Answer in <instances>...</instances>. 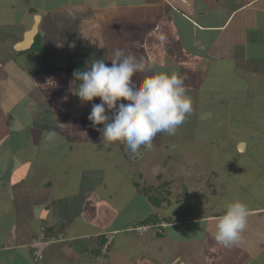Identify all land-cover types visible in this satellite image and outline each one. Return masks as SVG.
<instances>
[{"label":"crops","instance_id":"crops-1","mask_svg":"<svg viewBox=\"0 0 264 264\" xmlns=\"http://www.w3.org/2000/svg\"><path fill=\"white\" fill-rule=\"evenodd\" d=\"M5 13L13 17L1 23L14 28L8 55L32 51L14 47L36 17L34 42L39 36L48 50L52 46L44 44L40 33L44 23L50 22L52 37L61 40L67 31L87 26L82 42L73 34L62 44L77 58L64 56L86 67L100 59L110 64L114 50L122 49L144 63L133 78L137 85L157 73L182 74L193 111L180 131L157 134L153 147L143 146L137 157L126 143H109L89 133L74 137L66 132L48 141L40 132L38 143L28 145L25 126L7 121L0 131V140L12 139L0 155V264H264V166L258 156L251 157L263 158L264 150L246 154L254 144L264 145V131L258 127L263 124L251 118V103L264 98V0H0V15ZM93 39L99 48L81 51ZM52 74L62 85L73 79L58 69ZM68 95L74 107H83L69 113L72 123L85 125L92 103L101 101L84 103L72 92ZM232 125L244 130L232 140L234 176L214 166L176 170L153 186L160 203L151 212L149 196L141 195L144 186L130 183L133 169L126 171L125 187L120 184L125 162L137 164L149 150L154 154L168 145L217 143ZM57 154L63 160L57 161ZM244 156L248 158L241 160ZM159 178L153 176L154 183ZM181 180L178 192L172 186ZM236 200L250 209L247 228L240 243L224 247L215 239L217 218ZM184 204L190 205L189 213L185 209L183 214ZM175 205L176 213L169 211ZM146 225L152 227L141 234L134 230ZM41 231L56 241L44 247L43 259L36 263L30 253Z\"/></svg>","mask_w":264,"mask_h":264},{"label":"rangeland","instance_id":"rangeland-1","mask_svg":"<svg viewBox=\"0 0 264 264\" xmlns=\"http://www.w3.org/2000/svg\"><path fill=\"white\" fill-rule=\"evenodd\" d=\"M10 16L13 17V15L5 13V15L4 14L0 15V19L5 18L7 21L9 20ZM1 22L2 21H0V131L1 129H4L5 125L7 124V121L10 122V124L11 122L16 123L18 126L23 125L25 126L24 135L28 142V145H34L38 143L41 137L40 132H42V134L45 135L46 131L48 130H55L58 134L61 135H63L66 132L67 134H71V132H73L72 136L74 137L78 134H82V132L89 133L88 135L91 137H96L101 135V133L97 131L96 128L93 127L92 123L89 120L85 122V125L81 124L83 123V121L77 124L72 123L70 114L73 108H76L78 105L74 107L72 105L71 100H69L68 94L71 92L70 85L59 84L56 76L52 74V72L55 71L56 69H58V72H62L66 74V72L64 71L66 66L71 61L78 62L75 61L74 59H70L69 57L64 56V54L70 56L72 55L71 57L74 58L77 55L70 53L67 50L66 46L62 44H64L63 42L64 41L66 42L68 38H71V35L73 34H75V38H78L77 42H82L84 40L83 37H85V33L87 32V26H80L79 29L67 31L66 34L64 33L65 37L67 38L61 40L62 37H58L59 39L52 37L51 34H53L54 31L50 28L52 24L50 22L44 23L42 25V30L40 33L43 37L42 39L44 44L46 46H52L49 49L50 56L48 57L47 62H49L50 65L53 66L54 70H49L46 71L45 73H39L37 72V70L41 69L42 61L38 57L37 52L32 50L29 53H26L20 57H16L14 55L11 56L7 54V53H11L12 47L10 48L7 42L9 41V38L12 36L14 31L12 30L13 27L3 26ZM73 31H75V33H73ZM93 40L94 42L91 41L88 46H84V45L80 46L81 51H84L85 49L88 50V49L99 48V45H97L96 47L94 46V44H97V41L95 39ZM80 48L77 49L79 50ZM56 52L57 54L63 52V54H59L57 57ZM4 53H6V55ZM48 68L51 69V67L49 66ZM29 71H31L32 73L30 74ZM41 85H46V86L41 87ZM65 96H67L66 101L63 99ZM248 99L251 100V97L250 98L248 97ZM256 100L257 102L251 103L255 105V107L257 106L256 107L257 109H255V107L251 109V114H252L251 118H253V121H257V123H259L260 121L263 125L258 127L263 129L264 131V98L261 97V99H256ZM31 104L33 106H31ZM77 108L81 109L83 107L78 106ZM187 120H189V118H187ZM177 130L180 131L179 127ZM225 130H226L225 133L226 136L225 135L224 136L226 138L222 141H218L217 143L214 142L210 144L206 140H204L201 141L199 144L197 143L194 144L192 142L182 143V145H178L177 148L174 145H168V147H166L165 149H161V150L154 149L155 151L154 154H151L150 153L151 150L148 149L150 154L148 153L145 159L140 160L139 163L137 164L130 163L131 165H128L125 162L124 164L125 170H123V177H121L120 184L122 185V182L124 181L126 175H129V173H127L126 171L133 169V174L131 178L132 182H130L131 185L134 184L135 188L144 186L145 189L144 190L141 189V195L143 197L145 195L147 196L149 193H151L154 196L152 197L151 201H149L148 203V209H150L151 212V210L155 209L156 207L155 204H158V202L155 201L156 200L155 197L157 196L154 192L156 191H152L151 188H153V186L159 185V183H161L164 179L169 178L170 174H172L176 170L183 169V171L184 170L188 171L192 169V167L195 165H197L196 168L203 167V169L209 170L208 167L214 166L216 169H218L219 167L227 168L232 172L231 175L234 176L233 170L237 164L235 165L232 161L235 160L234 159L235 154L234 155L230 154L231 151H234L232 145L234 142L232 140L235 137V135L243 133L244 130L242 126H235V125H232V127L230 128L228 127V129L226 127ZM181 132L183 137H185V132L184 133L183 131ZM203 135L212 136V133L211 135L208 133H204ZM9 143H12L11 138L10 140L9 139L6 140V138L4 139L1 138L0 155L4 154L5 152L4 146L9 145ZM74 147L76 148L75 149L76 151H83V149H77L75 145ZM78 147H82V146L79 145ZM142 147L143 146H141V148ZM253 147L256 148H252V150L249 149L246 153L247 156H251L252 155L251 153H254L257 150L258 151L264 150V145L260 143L254 144ZM141 148L136 152V154L134 153L136 157L139 156V154L143 155L141 154V152H139ZM235 148L237 149V147ZM253 150L254 152H252ZM227 151L230 152L226 153ZM127 155L125 154V157L126 160L128 161V159H130L129 158L130 156L128 153ZM48 156L49 154H44L43 158L45 157L46 159ZM58 156L59 154H57L56 155L57 158H55L57 161L63 160ZM144 156H145V151H144ZM247 156H244V158L241 157V160L242 159L245 160V158H248ZM256 156H258L257 160H259V162L261 161V164H263L264 166V157L261 158L259 157V155L256 154H254L251 157H256ZM0 161H2L1 157H0ZM248 164H253V163L251 160H248ZM0 173L3 175L1 169H0ZM156 175L161 176V178H159L158 181L156 182L157 184L154 183L155 181L153 179V176ZM245 182L251 185L250 184L251 181L249 178H245ZM125 184H127L126 181ZM179 184L176 183L172 186V187H176V190L178 189L177 190L178 192L181 190L182 185H184V181L182 180L179 181ZM122 186L123 188L125 187L124 184ZM205 188L206 186L204 187V192L207 191L205 190ZM250 188L254 190V187H250ZM104 189L106 190V187ZM191 193H195V190L191 191ZM117 198L119 199L120 195H118ZM222 203H225L224 199H222ZM184 205H186V207ZM184 205L182 206L183 210L181 209L183 214H186L185 209H187V213H189L190 205L189 204L188 205L184 204ZM166 208L167 207H165V209ZM178 208L179 207L175 205L173 207H170L169 211L176 213ZM125 209L126 210L124 212H126L128 209L130 211L131 207L129 206ZM165 209H163V211ZM149 218L151 219V216ZM153 221L155 222L158 221V217H154ZM133 227L134 226H132V228ZM210 240L211 239H209V241ZM197 243L199 244V242ZM202 244H204V242H202Z\"/></svg>","mask_w":264,"mask_h":264},{"label":"clouds","instance_id":"clouds-1","mask_svg":"<svg viewBox=\"0 0 264 264\" xmlns=\"http://www.w3.org/2000/svg\"><path fill=\"white\" fill-rule=\"evenodd\" d=\"M113 55L110 64L100 59L74 71L70 91L84 103L101 101L92 103L88 119L103 141L124 142L132 153L141 146L151 149L157 134L175 135L192 113L187 77L162 72L146 76L137 85L133 78L144 70L143 61L119 48ZM57 136L55 130H48L45 139L52 141ZM249 215V207L239 200L226 204L224 214L217 218L216 241L224 247L240 243Z\"/></svg>","mask_w":264,"mask_h":264},{"label":"trees","instance_id":"trees-1","mask_svg":"<svg viewBox=\"0 0 264 264\" xmlns=\"http://www.w3.org/2000/svg\"><path fill=\"white\" fill-rule=\"evenodd\" d=\"M31 50L37 52L38 57L42 61V67L37 72H39V73H45L46 71L54 70L53 66H51L50 63L47 62L48 57L50 56L49 50L46 49V48H44L42 46V44L40 43V40H39V36H37V38L35 39L34 45L32 46ZM48 66L51 67V69H49ZM84 66H85V63L83 61L82 62H74V61H71L66 66V68L64 69V71L68 75H70L71 77H73V72L76 71V70H82L84 68ZM151 190L154 191L156 189L151 188ZM147 196H149L148 197L149 198V201H151L152 197H154L152 194H149ZM155 199H156L155 201H157L158 204H159L160 201L157 199V197H155ZM155 205H157V204H155ZM44 234L46 235V238L51 237L50 235H47V232H45V231H44ZM32 251H33V248L31 247V253L30 254H31V259L33 260ZM33 262H36V261L33 260ZM36 263H38V262H36Z\"/></svg>","mask_w":264,"mask_h":264},{"label":"built area","instance_id":"built-area-1","mask_svg":"<svg viewBox=\"0 0 264 264\" xmlns=\"http://www.w3.org/2000/svg\"><path fill=\"white\" fill-rule=\"evenodd\" d=\"M149 228H150L149 226H144V227L136 228L134 230L137 231L139 234H141L142 231L149 229ZM54 241H56V239L54 237L46 238V235L44 234V232L41 231L40 234L38 235L37 239L32 244L33 260L36 262L42 261L44 247H46L47 244L52 243ZM104 250H106V246L104 247Z\"/></svg>","mask_w":264,"mask_h":264},{"label":"water","instance_id":"water-1","mask_svg":"<svg viewBox=\"0 0 264 264\" xmlns=\"http://www.w3.org/2000/svg\"><path fill=\"white\" fill-rule=\"evenodd\" d=\"M37 21H38V17L35 18L34 25L31 27V29L28 30L27 32H25L23 41L18 43L14 47L15 51H25L27 49H30L33 46L34 38H35V36L37 35V32H38V30H37V26H38Z\"/></svg>","mask_w":264,"mask_h":264}]
</instances>
